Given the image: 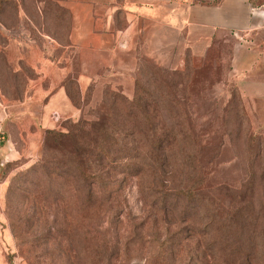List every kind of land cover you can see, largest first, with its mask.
<instances>
[{"label": "rangeland", "instance_id": "1", "mask_svg": "<svg viewBox=\"0 0 264 264\" xmlns=\"http://www.w3.org/2000/svg\"><path fill=\"white\" fill-rule=\"evenodd\" d=\"M116 15L114 26H87L85 46L57 47L63 56L49 77L34 56L46 51L44 34L72 43V13L59 0H0V264H151L153 237L183 227L152 201L187 184L189 152L209 214L231 226L221 254L214 226L211 235L198 234L197 214L195 231L184 233L166 264H203L198 255L209 242L206 264H264V106L238 89L231 43L201 56L160 52L141 32L116 40L124 28ZM51 78L70 105H58V120L43 121ZM137 83L145 113L130 103ZM79 120L89 123L80 138L47 139L49 130L68 134ZM117 129L123 151L139 156L115 158L109 176L118 191L110 200L96 184L88 198L70 158L106 131L115 139ZM43 157L48 166L40 171Z\"/></svg>", "mask_w": 264, "mask_h": 264}, {"label": "crops", "instance_id": "2", "mask_svg": "<svg viewBox=\"0 0 264 264\" xmlns=\"http://www.w3.org/2000/svg\"><path fill=\"white\" fill-rule=\"evenodd\" d=\"M59 1L73 15L72 43L62 46L53 36L43 35L46 51L34 56L43 75L51 77L50 71L63 56L54 54L57 47L65 53L85 46L86 27L114 26L118 12L124 28L117 30L116 40L126 37L128 42L130 35L141 32L145 41L158 43L160 52L188 49L194 56H201L216 43H231V75L238 89L252 103L264 106V0ZM55 82L51 78L54 90L44 105L47 112L41 114L43 121L58 120L63 112L58 105H70L64 87ZM38 90L43 93L40 87Z\"/></svg>", "mask_w": 264, "mask_h": 264}, {"label": "trees", "instance_id": "3", "mask_svg": "<svg viewBox=\"0 0 264 264\" xmlns=\"http://www.w3.org/2000/svg\"><path fill=\"white\" fill-rule=\"evenodd\" d=\"M144 92V89L141 88L139 83H137L136 96L134 100L130 102L131 104H133V108L135 107L142 113L146 112V105L142 102H139V99H137V97H139V95ZM88 125L89 123L87 121L79 120L75 125H73L72 130L69 131L68 134L49 130L47 132V139L49 140L50 138H52V140H58L59 137L80 138L82 135L80 133L84 132V127ZM116 127L118 128L117 125ZM114 133L118 134L115 139L112 136L110 137V135L106 131L102 138L99 141L95 142L92 146H90L89 143L83 142L85 146L82 148L80 155L75 154V156L73 157L74 153L71 152V156L73 158H70V164L74 167V173L77 174L83 182H85V186H87L86 193L88 198H90L92 195V185L96 184L99 188L102 189L104 195L108 196L107 200H110L109 198L111 194L118 191V185L114 187V182L109 176L110 171L115 170L113 166L115 158H118L120 154H124L121 155L122 157L129 158H137L139 156L134 154L128 155V151L124 152L121 147L122 143L119 142V140H123L121 136V130L119 131V129H117V131ZM172 139H175L174 134H172ZM184 157L188 170L187 184L177 188L174 193L171 192V194L170 192L164 191V189H162L161 193L158 194L157 197L155 196L156 199L152 201L153 205L156 206L159 210H163V212L166 210H173L176 222L183 227H181L177 231L166 234L163 238H159L158 236L153 237L152 242L154 245V252L152 254L151 264H166L167 259L170 258L171 253L173 252V248L179 245V243L183 240L184 233L191 234L192 231H195L193 218H195L197 214H199V217L196 218L200 221L198 234L202 233L203 235H211L214 226L216 233L219 234L217 243V246H219L218 250L221 254L224 250V230H229V227L231 226L230 221H232V219L219 216L216 217L215 220L209 214L208 203L202 196L201 192H199L200 190L195 186L196 181L194 179V175L196 171L191 167V160H193L194 154L192 152H189L185 154ZM47 166V161H45L43 157L40 161V168L38 169L42 171V169ZM89 202L90 201L86 202L87 206L90 205ZM247 218L249 219V217ZM262 235V248L264 251V230L262 231ZM126 243L128 247H130L134 246L136 244V241L135 239L129 237L127 238ZM212 249V244H210V242L207 243L206 247H204V250L201 251V255H198L199 262L206 264V259L209 256L213 257Z\"/></svg>", "mask_w": 264, "mask_h": 264}, {"label": "built area", "instance_id": "4", "mask_svg": "<svg viewBox=\"0 0 264 264\" xmlns=\"http://www.w3.org/2000/svg\"><path fill=\"white\" fill-rule=\"evenodd\" d=\"M58 113L57 112H55V115H57Z\"/></svg>", "mask_w": 264, "mask_h": 264}]
</instances>
